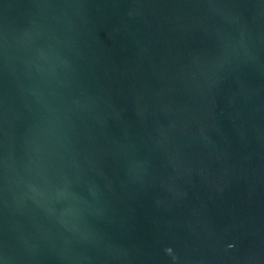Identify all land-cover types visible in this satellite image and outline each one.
<instances>
[{
    "label": "water",
    "instance_id": "water-1",
    "mask_svg": "<svg viewBox=\"0 0 264 264\" xmlns=\"http://www.w3.org/2000/svg\"><path fill=\"white\" fill-rule=\"evenodd\" d=\"M0 264H264V0H0Z\"/></svg>",
    "mask_w": 264,
    "mask_h": 264
}]
</instances>
